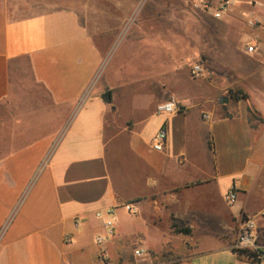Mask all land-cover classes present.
Returning <instances> with one entry per match:
<instances>
[{
	"label": "crops",
	"instance_id": "obj_1",
	"mask_svg": "<svg viewBox=\"0 0 264 264\" xmlns=\"http://www.w3.org/2000/svg\"><path fill=\"white\" fill-rule=\"evenodd\" d=\"M238 3L253 16L263 4ZM134 4L0 0V264H124L132 241L148 256L239 264L245 217L264 248V21L160 0L128 24ZM172 98L181 111L157 113ZM110 210L116 235L98 244Z\"/></svg>",
	"mask_w": 264,
	"mask_h": 264
},
{
	"label": "built area",
	"instance_id": "obj_2",
	"mask_svg": "<svg viewBox=\"0 0 264 264\" xmlns=\"http://www.w3.org/2000/svg\"><path fill=\"white\" fill-rule=\"evenodd\" d=\"M237 0H190L191 7L195 11L202 12L204 14L211 15L213 18L221 20L225 17L230 7L236 5ZM257 23L255 21L250 22L251 27H255ZM247 53L252 54L256 51L253 46H248L246 49ZM206 69L196 64L191 67L190 75L193 79H203L206 76ZM181 111V107L176 99L172 98L170 101L160 104L157 107V113L163 115H174ZM168 140V134L165 129H161L152 144V148L156 152H163L165 150ZM237 199L235 190L230 191L225 196V200L228 204L232 205ZM131 211V207H128ZM108 220L105 221L104 229L105 234L99 235L96 238L98 244H103L110 238H113L117 232L116 219L113 217V211H108ZM98 218H102L103 214L98 213ZM257 223L252 218H243L239 236L236 244L233 247L234 253L237 255L240 263L239 264H264V248L259 244ZM69 241V239H68ZM144 251H136V257H143ZM103 259H108L107 256L102 255Z\"/></svg>",
	"mask_w": 264,
	"mask_h": 264
},
{
	"label": "rangeland",
	"instance_id": "obj_3",
	"mask_svg": "<svg viewBox=\"0 0 264 264\" xmlns=\"http://www.w3.org/2000/svg\"><path fill=\"white\" fill-rule=\"evenodd\" d=\"M156 1H160V0H138V5L136 6L134 4L136 6V8H135L133 14L130 17H128V19H127L128 24H131V23H134L137 21H142L144 17H146L152 13H156V11H157ZM241 1H244V0H241ZM253 1H257V0H253ZM261 1L263 4L260 6L257 5L255 7L256 11H258V14L255 13V16H253L250 11H246L244 9L245 6L242 5L244 3H238V4L230 7L229 10L238 9V8L243 9L244 10V12H243L244 23L246 24V26H248V28L255 29V27L253 28L250 26L251 21H255L257 23L264 21V0H261ZM246 2H249V1H246ZM174 10L177 11L176 9H174ZM209 32L210 31H207V30L204 31L203 30L202 34H201V36L203 37V41L208 43V46H206L207 48H204L205 50H207V49L209 50V48L211 49L210 44H209L211 35ZM212 73H213L212 70L210 72H208V74H210L211 76L214 77L215 74H212ZM206 76H207V73H206ZM172 81H173L172 86L174 88L179 89V84H178L177 80L172 79ZM206 89H207V91H206L207 94L213 93L210 87L209 88L206 87ZM129 244H130L129 247H130V250L132 253L128 254L126 256L127 260H126V263H124V264H187L186 261H183L179 256L173 255V254H167V255L152 254L151 256H148L147 254H145L144 257L138 258V257L134 256L133 254L135 252V249L139 248V245L136 243V241H132ZM207 259L208 258L206 255H200L193 260L192 264H235L234 263L235 259L228 257V256H221V257L215 258V260L211 259L209 261H207Z\"/></svg>",
	"mask_w": 264,
	"mask_h": 264
},
{
	"label": "trees",
	"instance_id": "obj_4",
	"mask_svg": "<svg viewBox=\"0 0 264 264\" xmlns=\"http://www.w3.org/2000/svg\"><path fill=\"white\" fill-rule=\"evenodd\" d=\"M233 98H234L235 101H240V100L247 99V96L243 92H241V91H236V92L233 93ZM107 100L108 101H111V98L108 96L107 97ZM249 111H250V113L252 115H255L256 114V112L252 108H250Z\"/></svg>",
	"mask_w": 264,
	"mask_h": 264
},
{
	"label": "water",
	"instance_id": "obj_5",
	"mask_svg": "<svg viewBox=\"0 0 264 264\" xmlns=\"http://www.w3.org/2000/svg\"><path fill=\"white\" fill-rule=\"evenodd\" d=\"M220 103H221V105L226 106L227 103H228V99L227 98H225V99L223 98V99H221Z\"/></svg>",
	"mask_w": 264,
	"mask_h": 264
}]
</instances>
